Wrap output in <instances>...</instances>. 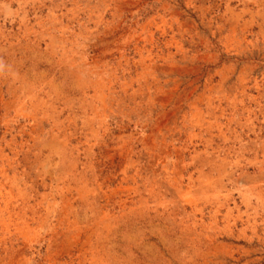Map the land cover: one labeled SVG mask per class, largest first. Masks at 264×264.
Returning a JSON list of instances; mask_svg holds the SVG:
<instances>
[{"label":"rangeland","instance_id":"1","mask_svg":"<svg viewBox=\"0 0 264 264\" xmlns=\"http://www.w3.org/2000/svg\"><path fill=\"white\" fill-rule=\"evenodd\" d=\"M0 264H264V0H0Z\"/></svg>","mask_w":264,"mask_h":264}]
</instances>
